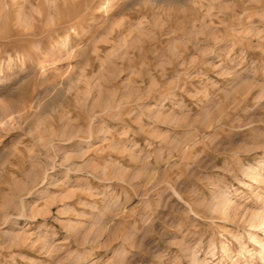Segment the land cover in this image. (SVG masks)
<instances>
[{
  "label": "rangeland",
  "instance_id": "obj_1",
  "mask_svg": "<svg viewBox=\"0 0 264 264\" xmlns=\"http://www.w3.org/2000/svg\"><path fill=\"white\" fill-rule=\"evenodd\" d=\"M258 215L264 0H0V264H264Z\"/></svg>",
  "mask_w": 264,
  "mask_h": 264
},
{
  "label": "bare ground",
  "instance_id": "obj_2",
  "mask_svg": "<svg viewBox=\"0 0 264 264\" xmlns=\"http://www.w3.org/2000/svg\"><path fill=\"white\" fill-rule=\"evenodd\" d=\"M259 216V215H258ZM257 217V216H256ZM259 218L260 219H258V221H256V222H253L252 224H251V226H253L254 228H256V232H257V230H263V232H264V216H259ZM261 232V231H260ZM255 234V233H254ZM252 235V234H251ZM250 235V236H251ZM255 237V236H254ZM251 238H253V236L251 237ZM256 239V238H255ZM257 243H258V241H256ZM261 245H260V247L262 246V250H260V252H262V254H263V249H264V243H260ZM262 257H264V255L262 256Z\"/></svg>",
  "mask_w": 264,
  "mask_h": 264
}]
</instances>
